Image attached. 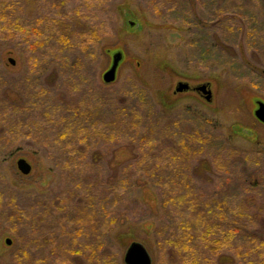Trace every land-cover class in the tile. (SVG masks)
I'll list each match as a JSON object with an SVG mask.
<instances>
[{
	"label": "rangeland",
	"instance_id": "1",
	"mask_svg": "<svg viewBox=\"0 0 264 264\" xmlns=\"http://www.w3.org/2000/svg\"><path fill=\"white\" fill-rule=\"evenodd\" d=\"M48 1L23 2L24 18L33 14L34 9L35 12L38 9L44 13L48 9ZM105 1L111 3L112 11L108 13L110 19H107L111 27L106 32H96L98 36L93 42V48L91 47L92 59L87 63L91 76L89 89L104 99L106 108V105L109 109L116 106L119 112L126 105L131 108L135 101L138 106L135 110L137 119H147L143 126L120 125L117 120L104 123L107 131L103 133L106 138L103 137L102 141H106L99 147L103 156L100 153V165L97 168L101 179L116 175L123 167L133 165V171L129 175L132 179L129 184L130 197L133 199L129 208L132 219L123 218V221L117 222L105 239V248L115 251L116 261L126 264L124 255L127 248L131 243H139L151 256L152 264H165L164 255L157 249L155 238L157 229L163 222L167 224L172 221L166 218V214L170 212L163 210L161 205L162 184L153 182L148 172L142 168L140 161L144 153L141 150H146L148 145L154 147H150L148 151L154 150L156 155L163 152L167 144L162 134L163 129H180L178 122L182 130H188L189 133L199 131V135L207 142L205 145L213 150L207 149L205 154L199 156L201 159L193 161L190 176L195 184L191 190L196 191L206 202L211 199L209 194L224 193L217 181L220 176H231L232 181L225 182L223 186L227 189L226 193H230L234 189L239 191V187H234L237 184L234 179L240 175L242 167L248 165L253 169H263L264 174V123L254 115L256 101L264 102V0H254L248 7L246 0L243 4L237 0H225V5H222V1L215 0V6L211 7V19L214 23L209 18L203 21L206 25H200L196 21L207 14L205 7L197 1L192 4L194 6L190 5L191 0ZM86 2L88 4L89 0ZM107 9L106 7V12ZM194 10L195 15L191 13ZM214 18H218L217 22ZM224 23L226 26L228 24L225 34L221 31ZM210 31L214 35L217 33L215 40L208 35ZM214 41L218 46L227 45L222 59L213 54L203 55V51L208 49L207 42L214 44ZM33 44L35 45L34 42ZM20 47L12 36H8V41L0 42V71L5 78V83L0 86V96L6 99L9 107L11 103L8 102L15 103L22 95L20 79L25 69V54ZM115 52L122 55L116 78L113 82L105 83L102 75L110 67ZM46 64L47 62L40 77L44 85L49 89L53 88L52 93L56 98L66 96V89L59 85V69L50 63ZM179 83H186L187 89L177 91ZM204 83L211 90L209 101L200 91L193 90V87ZM58 87L60 90L55 91ZM69 95L66 96L68 100L72 96ZM7 114L8 117L12 116L9 112ZM105 116L106 114L103 118L107 120ZM167 119L172 120L171 123ZM146 126L152 132L150 138L148 135H133ZM28 128L36 130L17 133L5 139V146H0V201L5 196L12 198L11 206L17 203L26 205L29 202L27 193L31 191L41 196H54L62 182L58 167L61 158L48 149L50 146L57 147V141L49 139L48 132L40 133L47 129V124L42 123L39 128L31 125ZM120 131L121 134H118ZM91 148L94 147L88 149V154ZM20 158L30 164L28 174H23L18 169L17 161ZM208 160L212 161L211 168ZM229 160L236 169L230 167ZM169 161L171 162L170 159ZM243 175L250 180L249 170ZM246 194L257 196L259 202L256 208L262 207L264 189L259 192L257 189L249 190ZM125 203L122 199L119 207H125ZM3 216L0 220V264H12L13 255L21 253L20 248L24 249L27 245V237L23 234L29 235L30 230L22 225L13 226L11 220L14 218L9 217L7 210L3 211ZM8 228H17V233ZM231 230L227 227L224 229L226 233ZM7 237L12 241L10 245L5 244ZM224 240L226 245L230 244L229 236H225ZM28 251V247L27 250L24 249V256H27ZM227 251L233 255L231 249ZM69 257L73 264H89L78 255ZM214 257L211 258L215 260V264L229 263L224 257L223 262ZM46 263L50 264V261L42 264Z\"/></svg>",
	"mask_w": 264,
	"mask_h": 264
},
{
	"label": "trees",
	"instance_id": "2",
	"mask_svg": "<svg viewBox=\"0 0 264 264\" xmlns=\"http://www.w3.org/2000/svg\"><path fill=\"white\" fill-rule=\"evenodd\" d=\"M27 1L0 0V42L8 41V36H12L25 54V69L20 79L21 97L15 103L8 102L11 103L9 107L6 99L0 96V146H5V139L17 133L36 130L28 128L31 125L39 128L40 124L46 123L47 129L40 133L48 132L49 139L57 141V147L50 146L48 149L61 158L58 167L62 182L54 196H41L33 191L27 193L29 202L26 205L17 203L11 206L12 198H1L0 220L8 217L3 216V211L7 210L9 217L14 218L11 220L13 226L22 225L30 230L29 235L23 234L28 242L24 249L28 247L30 251L24 256V249L20 248L21 253L13 255L12 264H42L48 260L50 264H73L71 255L83 257L89 264H120L115 259V251L105 248V239L118 221L132 219V213H129L133 204L129 188L132 179L129 175L133 165L120 169L121 174L101 179L97 170L102 155L99 147L106 141H102L103 137L106 138L103 133L107 131L104 123L117 120L120 125L143 126L147 119H137L135 101L132 100L131 108L126 105L120 112L116 106L109 109L106 105L108 110L104 99L89 89L91 76L87 63L92 59L91 49L98 36L96 32H106L111 27L107 20L110 19L108 13L112 11L111 3L105 0H89L88 4L87 0H49L44 13L36 8L37 12L34 9L33 14L24 18L22 5ZM196 1L205 7L207 13L201 19L195 18L196 21L206 25L203 21L210 18L214 23L211 7L215 6V0H191L190 5L194 6L192 4ZM220 1L225 5V0ZM237 1L243 4L245 0ZM252 1L246 0V6ZM192 12L195 15V10ZM214 19L217 22L218 18ZM227 27L228 24H222L221 31L224 33ZM208 35L213 40L217 38V33L214 35L213 31ZM207 44L208 49L203 51V55L213 54L223 58L227 45L218 46L216 41ZM45 62L46 66L50 63L59 69V85L66 89L67 95L71 93L70 100L67 95L56 98L53 88L44 85L40 77ZM4 83L5 78L0 71V86ZM59 90V87L55 89ZM8 112L11 117H8ZM105 114L107 120L103 118ZM166 121L171 123L172 120ZM178 127L180 129H163L167 147L160 155H156L154 150L148 151L152 146L147 145L146 150H141L144 153L140 161L142 168L153 182L162 184L161 205L163 210L171 213H167L166 218L172 223L163 222L155 238L157 249L164 255V263L215 264L211 258L215 256L221 262L224 257L228 264H264V204L256 208L259 202L257 196L246 194L249 190L257 189L259 192L264 189L263 169H253L247 164L242 167L240 175L234 179L237 183L234 187H239L240 192L234 189L226 193L227 189L223 186L232 178L218 177V184L224 193H207L211 199L206 202L191 190L195 183L190 176V167L194 160L201 159L199 156L211 148L205 145L207 142L199 131L189 133L182 130L179 122ZM135 132L133 135L138 137L148 135L150 138L152 134L148 126ZM90 147L94 148L88 154ZM208 161L211 168L212 161ZM229 163L236 169L230 160ZM247 169L250 180L243 175ZM122 199L126 201L125 207H119ZM225 227L232 230L226 233ZM17 228L8 229L17 233ZM225 236H229L230 244L226 245ZM229 249L233 255L227 251Z\"/></svg>",
	"mask_w": 264,
	"mask_h": 264
},
{
	"label": "water",
	"instance_id": "3",
	"mask_svg": "<svg viewBox=\"0 0 264 264\" xmlns=\"http://www.w3.org/2000/svg\"><path fill=\"white\" fill-rule=\"evenodd\" d=\"M132 23V22H130ZM121 53L115 52L112 55V62L110 67L103 73L102 79L105 83L113 82L116 78V70L119 64V61L121 59ZM11 63H13V60H10ZM188 85L186 83H179L176 87L177 91H182L184 89H187ZM197 91H200L204 98L209 101L211 99V90L207 86V83L201 84L200 86L195 87ZM257 108L254 111V115L256 118L264 123V102L262 101H256ZM18 169L23 174H28L31 170L30 164L23 158H20L17 161ZM5 244L10 245L11 239L5 238ZM124 261L126 264H152L151 256L147 252V250L140 245L139 243H131L130 246L127 248L125 255H124Z\"/></svg>",
	"mask_w": 264,
	"mask_h": 264
},
{
	"label": "flooded vegetation",
	"instance_id": "4",
	"mask_svg": "<svg viewBox=\"0 0 264 264\" xmlns=\"http://www.w3.org/2000/svg\"><path fill=\"white\" fill-rule=\"evenodd\" d=\"M194 89L193 90H195L196 92H197V90L195 89V87H193ZM199 92V91H198ZM204 96V95H203Z\"/></svg>",
	"mask_w": 264,
	"mask_h": 264
}]
</instances>
